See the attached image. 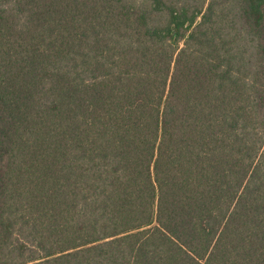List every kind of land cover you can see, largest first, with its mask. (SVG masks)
<instances>
[{
	"label": "trees",
	"instance_id": "16d2710c",
	"mask_svg": "<svg viewBox=\"0 0 264 264\" xmlns=\"http://www.w3.org/2000/svg\"><path fill=\"white\" fill-rule=\"evenodd\" d=\"M0 264H264V0H0Z\"/></svg>",
	"mask_w": 264,
	"mask_h": 264
}]
</instances>
